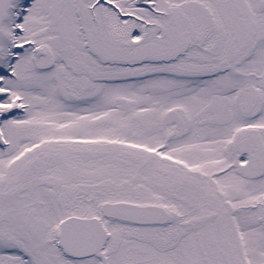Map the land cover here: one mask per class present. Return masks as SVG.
<instances>
[{
  "label": "snow or ice",
  "instance_id": "obj_1",
  "mask_svg": "<svg viewBox=\"0 0 264 264\" xmlns=\"http://www.w3.org/2000/svg\"><path fill=\"white\" fill-rule=\"evenodd\" d=\"M0 264H264V0H0Z\"/></svg>",
  "mask_w": 264,
  "mask_h": 264
}]
</instances>
